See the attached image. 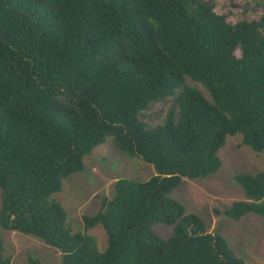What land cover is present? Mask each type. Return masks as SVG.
Instances as JSON below:
<instances>
[{
  "label": "trees",
  "instance_id": "16d2710c",
  "mask_svg": "<svg viewBox=\"0 0 264 264\" xmlns=\"http://www.w3.org/2000/svg\"><path fill=\"white\" fill-rule=\"evenodd\" d=\"M226 1L0 0L4 231L59 250L63 264H244L170 197L183 179L220 171L230 136L264 152V0L256 9ZM169 99L163 124L148 126L142 113ZM105 143L156 175L119 180L98 215L83 218L104 230L100 253L53 196ZM235 180L247 201L214 213L264 219V171ZM0 264H13L1 238Z\"/></svg>",
  "mask_w": 264,
  "mask_h": 264
},
{
  "label": "rangeland",
  "instance_id": "374dc122",
  "mask_svg": "<svg viewBox=\"0 0 264 264\" xmlns=\"http://www.w3.org/2000/svg\"><path fill=\"white\" fill-rule=\"evenodd\" d=\"M246 8L256 9L254 0H240ZM218 8L227 6L226 0H214ZM187 85L199 88L208 100L209 93L191 80ZM175 106L169 99L156 103L149 111L142 113L143 121L150 127L163 124L168 112ZM243 136H230L219 152L222 166L218 173L200 180L183 179L170 197L195 214L205 223L207 229L222 236L232 252L244 264H264V219L248 215L235 221L224 214L216 215L214 210L226 211L236 201H247L242 187L236 182L237 175H256L264 171V152L255 153L242 145ZM156 175L155 168L138 158H129L109 143L96 147L84 159L82 172L74 174L63 183L62 191L53 196L67 213L71 229L84 233L95 240L98 251L107 248V238L101 226L87 230L84 217H95L101 210L103 198L114 197V186L119 180L148 181ZM264 203V201H263ZM2 191L0 190V211ZM163 239L174 233L172 227L154 226ZM0 238L4 253L12 258L13 264H63L59 250L44 244L32 236L8 233L0 226Z\"/></svg>",
  "mask_w": 264,
  "mask_h": 264
}]
</instances>
